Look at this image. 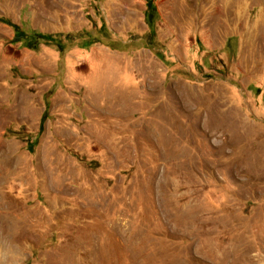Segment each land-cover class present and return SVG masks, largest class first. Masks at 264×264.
I'll use <instances>...</instances> for the list:
<instances>
[{"label": "rangeland", "instance_id": "obj_1", "mask_svg": "<svg viewBox=\"0 0 264 264\" xmlns=\"http://www.w3.org/2000/svg\"><path fill=\"white\" fill-rule=\"evenodd\" d=\"M0 17V264H264V0Z\"/></svg>", "mask_w": 264, "mask_h": 264}, {"label": "trees", "instance_id": "obj_2", "mask_svg": "<svg viewBox=\"0 0 264 264\" xmlns=\"http://www.w3.org/2000/svg\"><path fill=\"white\" fill-rule=\"evenodd\" d=\"M147 7H148V13L146 14V20H147V23H149L151 26L153 23L155 10L152 9L150 3L148 4ZM0 21H2L4 23H9L6 19H4L2 17H0ZM11 25H12L13 30H14L12 42L21 41L22 44H24V46H27L29 48L33 47L32 43H34V42H32V41L35 40L36 37H38V39L40 38L42 41H45V42L51 41L53 39L49 35H42V34L39 35V34H33V33L31 35H26L25 31L22 30L21 27L19 28L16 25H13V24H11ZM47 106H48V103L46 102V108H47ZM43 121H44V118H42L41 123H40V131L42 129ZM37 139H38V137H36L35 140L32 142V144H30V146H29L30 150H32L34 148V146L36 145Z\"/></svg>", "mask_w": 264, "mask_h": 264}]
</instances>
